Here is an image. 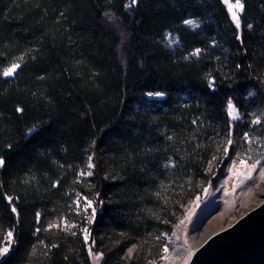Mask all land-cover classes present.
<instances>
[{"label": "trees", "instance_id": "obj_1", "mask_svg": "<svg viewBox=\"0 0 264 264\" xmlns=\"http://www.w3.org/2000/svg\"><path fill=\"white\" fill-rule=\"evenodd\" d=\"M240 2L238 30L221 0H0V264H92L54 226L82 197L102 264H141L234 153L264 155V0Z\"/></svg>", "mask_w": 264, "mask_h": 264}, {"label": "rangeland", "instance_id": "obj_2", "mask_svg": "<svg viewBox=\"0 0 264 264\" xmlns=\"http://www.w3.org/2000/svg\"><path fill=\"white\" fill-rule=\"evenodd\" d=\"M229 2L235 4L236 0ZM223 4L231 18L228 5L224 2ZM236 11L240 20L242 11ZM108 22L111 28L119 32V35H124L117 20L109 19ZM234 25L236 26L235 23ZM167 40L169 44H175L171 36H167ZM234 109L239 114L237 119H232L227 106L232 127L242 118L239 109L235 106ZM259 146L257 145V150L252 149L249 153H234L214 185L202 186L199 193L182 204L177 215H174L175 218L173 217V220L157 233L156 249L142 251L141 264H186L193 251L210 234L229 226L241 215L260 204L264 200V155L261 156ZM241 160H244L245 164H241ZM76 208L79 211L76 222L70 223L62 219L56 221L54 226L77 227L83 233L92 264H102L101 251L94 250L89 240L88 227L95 212L94 202L82 197L76 202ZM12 241L13 238L9 242L6 237L3 247H10ZM136 249V245H130L114 264H136L135 255L138 251Z\"/></svg>", "mask_w": 264, "mask_h": 264}, {"label": "water", "instance_id": "obj_3", "mask_svg": "<svg viewBox=\"0 0 264 264\" xmlns=\"http://www.w3.org/2000/svg\"><path fill=\"white\" fill-rule=\"evenodd\" d=\"M186 264H264V200L210 234Z\"/></svg>", "mask_w": 264, "mask_h": 264}, {"label": "snow or ice", "instance_id": "obj_4", "mask_svg": "<svg viewBox=\"0 0 264 264\" xmlns=\"http://www.w3.org/2000/svg\"><path fill=\"white\" fill-rule=\"evenodd\" d=\"M137 2H138V0H129V4L126 5V7L134 6V5L137 4ZM223 2L228 5V10L231 13V18H232L233 22L236 24L237 28H239L240 27V20H239V17L237 15V11L236 10H240V11L243 10V5L241 4L240 0H236L235 4L230 3L229 0H223ZM184 23L185 24H189V25H193V24H195V21H193V20H185ZM249 27H251V25H249ZM200 51H201L200 49H195L193 54L194 55H198L200 53ZM18 67H19V64L13 63V64H11L10 67L3 69L2 73H0V74H2L4 76H11V75L14 74V72L16 71V69ZM228 109H229V114L232 117V119H237L239 114L235 111L231 100L228 103ZM17 111L20 112V111H22V109L18 108ZM253 123L254 124L255 123H259V119L254 120ZM29 131H31V129H29ZM247 138H248V134L245 133V139H247ZM228 143H229V145H231L232 141L229 140ZM225 153H226V155L228 154V149L227 148H225ZM89 161H91V157H89ZM241 164H245V161L241 160ZM2 165H3V160L0 159V166H2ZM89 166L91 167L92 165L89 164ZM253 167H255V166L253 165ZM7 199L11 200L12 198L11 197H7ZM13 211H15V208H13ZM12 235L13 234H12L11 231H9L7 233V238L9 240V242L11 241ZM85 238L87 239V237H85ZM8 251H9V247H7V246L0 247V255H4ZM165 251H167V248H165Z\"/></svg>", "mask_w": 264, "mask_h": 264}]
</instances>
